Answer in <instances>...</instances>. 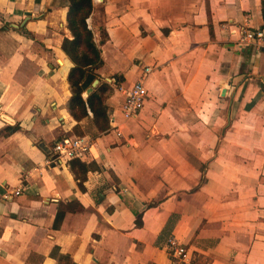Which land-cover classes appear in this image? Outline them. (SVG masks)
Instances as JSON below:
<instances>
[{
  "label": "crops",
  "instance_id": "1",
  "mask_svg": "<svg viewBox=\"0 0 264 264\" xmlns=\"http://www.w3.org/2000/svg\"><path fill=\"white\" fill-rule=\"evenodd\" d=\"M93 5L100 79L153 68L137 116L114 88L103 133L67 108L68 2L0 0V264H264V45L240 42L264 0ZM64 136L93 139L83 181L46 150Z\"/></svg>",
  "mask_w": 264,
  "mask_h": 264
},
{
  "label": "trees",
  "instance_id": "2",
  "mask_svg": "<svg viewBox=\"0 0 264 264\" xmlns=\"http://www.w3.org/2000/svg\"><path fill=\"white\" fill-rule=\"evenodd\" d=\"M65 1L68 2L67 26L72 38H64L62 50L73 63L68 75L71 96L67 108L77 121L89 117V111H91L98 133H103L110 126L106 100L113 93L116 86L105 79H100L101 76L98 73L99 68L104 64V60L101 49L95 40L94 31L88 23L94 8L93 0ZM97 78L100 79V84L87 98L83 97L86 89ZM116 85H119L118 80ZM18 128V126H15L10 129L16 131ZM70 163L76 176L83 181L90 170V165L80 159H72ZM62 215L57 218L58 221L59 219L62 220ZM141 224L142 218L140 216L137 219V225ZM56 258L58 264H74L69 255L57 254Z\"/></svg>",
  "mask_w": 264,
  "mask_h": 264
},
{
  "label": "built area",
  "instance_id": "3",
  "mask_svg": "<svg viewBox=\"0 0 264 264\" xmlns=\"http://www.w3.org/2000/svg\"><path fill=\"white\" fill-rule=\"evenodd\" d=\"M241 43L255 42L264 45V28L244 29L240 38ZM151 66H144L138 79L130 86L117 85L115 88L122 92L124 99L121 105L122 117L126 120L137 116L145 106L148 98L146 81L152 74ZM121 135V132H117ZM93 146V139L89 136H64L58 139L52 149L54 161L84 160L88 158ZM169 252L176 257H185L187 249L175 238L169 239Z\"/></svg>",
  "mask_w": 264,
  "mask_h": 264
},
{
  "label": "water",
  "instance_id": "4",
  "mask_svg": "<svg viewBox=\"0 0 264 264\" xmlns=\"http://www.w3.org/2000/svg\"><path fill=\"white\" fill-rule=\"evenodd\" d=\"M100 84V79L97 78L93 81L92 85L86 89V91L83 94V97L87 98L94 90L95 88ZM47 152L51 153V149L47 148Z\"/></svg>",
  "mask_w": 264,
  "mask_h": 264
}]
</instances>
